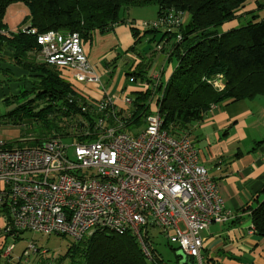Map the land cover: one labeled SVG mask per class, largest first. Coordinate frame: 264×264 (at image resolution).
<instances>
[{
	"label": "built area",
	"instance_id": "1",
	"mask_svg": "<svg viewBox=\"0 0 264 264\" xmlns=\"http://www.w3.org/2000/svg\"><path fill=\"white\" fill-rule=\"evenodd\" d=\"M186 16L171 11L143 25L146 31L177 34L181 41L179 30ZM22 32L36 36L40 60L56 66L64 80L69 73L71 84L101 82L78 33H40L28 26ZM203 81L217 92L227 85L223 75ZM159 84L157 80L155 87ZM108 90L107 82L103 92ZM121 99L130 110V95ZM98 103L106 118L114 115L113 98L105 96ZM106 118L99 120L97 134L88 143L53 139L41 148L9 149L0 140L3 235L32 232L79 242L98 232H130L152 259L145 235L149 227H156L181 256L203 264L205 234L212 225L229 224L235 215L225 208L218 183L200 164L193 141L188 135H171L158 113L147 118L137 135L124 132L126 121L119 117L106 128ZM250 230L255 234L252 222ZM13 249L11 245L5 256ZM29 250L35 251V245L30 244ZM25 255L29 257V252Z\"/></svg>",
	"mask_w": 264,
	"mask_h": 264
},
{
	"label": "trees",
	"instance_id": "2",
	"mask_svg": "<svg viewBox=\"0 0 264 264\" xmlns=\"http://www.w3.org/2000/svg\"><path fill=\"white\" fill-rule=\"evenodd\" d=\"M249 1L0 0V83L25 80L26 76L17 77L6 68L8 64L29 72L30 80L28 90L24 88L17 95L2 96L1 103L7 111L0 116L1 122L21 126L31 121L21 134L23 140L10 142L6 147L41 148L53 139L67 144L88 143L97 134L99 120L106 118L105 112H99L98 102H92L65 81L56 66L40 60L36 36L23 33L22 28L15 33L7 32L6 15L12 5L21 4L28 9L23 27L36 28L40 33H78L83 42L90 41L96 34L109 33L123 23L121 12L127 8L154 5L158 17L171 11L186 13L188 21L179 30L182 40L177 41V34L168 33L161 40L163 42L171 36L167 40L174 41L167 59L172 65L170 77L155 87L156 81L147 76L151 60L143 58L131 72L130 79L147 83L148 89L130 95L133 106L128 113L115 108L114 115L105 120L107 128L114 125V117L124 119V132L131 134L142 129L148 117L158 113L164 121L163 128L179 138L189 136L190 127L203 121L218 105L253 101L264 96V18L259 20L254 16L244 27L219 32L222 26L237 18V13ZM249 14L253 16L254 12ZM128 24L133 27L131 30L136 39L134 47L129 50L133 52L143 38L138 37L134 22ZM151 33L158 32L147 31V34ZM217 75L227 79L222 92L215 91L203 81V78ZM163 89V97L158 98ZM30 96L34 97L29 99ZM13 104L17 107L9 109ZM30 130L35 136L26 139ZM261 196L255 207H247L244 211H250L255 234L264 238V190ZM10 236L4 234L3 240ZM145 241L152 259L145 255L130 232L125 235L98 232L79 242L70 239L66 258H69V264H165L147 235ZM38 252L39 249L35 254ZM2 254L3 250L0 256ZM203 264L218 263L209 259Z\"/></svg>",
	"mask_w": 264,
	"mask_h": 264
},
{
	"label": "crops",
	"instance_id": "3",
	"mask_svg": "<svg viewBox=\"0 0 264 264\" xmlns=\"http://www.w3.org/2000/svg\"><path fill=\"white\" fill-rule=\"evenodd\" d=\"M15 9L22 11L24 22L29 12L22 10L19 4L15 5ZM156 10V17L151 21L158 18ZM251 12H254L253 16L249 14ZM254 16L259 20L264 18V0H250L237 13V18L226 23L221 30L226 33L244 27ZM186 18L185 23L188 21ZM122 19L124 22L109 33L96 34L90 41L84 42L89 62L101 76V82L72 85L92 102L97 103L105 96L113 98L116 108L128 113L130 110L121 99L126 94V78L129 79L131 72L146 58L151 60L147 76L165 83L172 72V65L167 59L174 41L167 40L171 37L168 36L161 42L166 34L163 32L147 34V31L136 29L138 37L143 39L135 51L130 52L136 39L132 34L133 27L128 23L135 22V19L129 21L125 15ZM21 28L22 24L18 30ZM7 32L13 33L8 28ZM158 46L162 49L158 50ZM6 68L17 77L26 76L24 79L28 81L29 72L9 64ZM66 75L68 79L65 81L69 82L71 74ZM107 82L109 90L105 93L103 88ZM137 83L133 81L134 85L127 89L129 95L148 89L147 83ZM236 107L240 108L237 110ZM142 129L131 134L137 135ZM188 133L198 151L200 164L207 168L209 176L218 183L225 208L235 215L229 224L212 225L205 234L201 251L203 261L210 259L218 264H264V238L251 234L250 211H244L247 207L256 206L264 190V98L218 105L203 121L193 124ZM3 236L0 237V246L4 243Z\"/></svg>",
	"mask_w": 264,
	"mask_h": 264
},
{
	"label": "rangeland",
	"instance_id": "4",
	"mask_svg": "<svg viewBox=\"0 0 264 264\" xmlns=\"http://www.w3.org/2000/svg\"><path fill=\"white\" fill-rule=\"evenodd\" d=\"M22 10H25L28 13V9L19 4ZM156 6L149 5L144 7H132L127 8L121 12V17L125 15L129 21H133L135 23V27L141 31H146L143 23L151 22V19H155L156 17ZM24 14L22 11H17L15 9V5L9 7L6 15L7 28L13 31V33L17 32L19 27L23 22ZM187 20V18H186ZM154 21V20H153ZM219 32H222L220 29ZM12 33V32H11ZM2 80V79H1ZM5 80V78H4ZM30 80H22L15 83L13 81L10 82H1L0 83V116L6 113L7 108L3 103H1L2 96L6 95V97L14 96L19 94V90L26 89L28 90ZM137 83V82H134ZM137 84H144L138 82ZM133 81L129 78H126V89L124 93L128 94V90L133 86ZM34 96H30L29 99H32ZM262 99L264 96L257 97L256 99ZM255 99V100H256ZM20 100L17 101V104ZM17 104H13L9 109H15ZM224 106V105H223ZM240 107H236L238 110ZM6 121V120H5ZM31 121H26L21 126H15L12 122H1L0 119V140L5 141L7 143L22 141L23 136L21 134L28 129V124ZM137 131V130H136ZM134 131L133 133H135ZM30 134L29 137L33 138L35 135L32 130L28 131ZM3 235V230H1V221H0V237ZM147 237L151 240L152 246L154 250L157 252L163 263L165 264H183L187 262L188 264H198L190 260L189 258H185L180 255L177 250V246L170 243V241L165 237V235L160 232V230L156 227L148 228ZM3 240V237H2ZM69 237L53 235V236H43L39 234H34L32 232H23L20 235L19 239H15L13 237H7L4 242V246H0V253L3 250V253H6V250L11 245H14V249L11 253V256L3 257L4 254L0 256V264H69V258H66V252L69 246ZM35 245V251L29 250V245ZM4 247V249H3ZM39 249V252L35 254V252ZM25 252H29V257H26ZM23 255H25L23 257ZM28 258V259H26ZM24 259V260H22ZM27 260V261H25Z\"/></svg>",
	"mask_w": 264,
	"mask_h": 264
}]
</instances>
